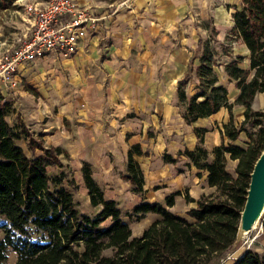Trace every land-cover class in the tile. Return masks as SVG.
Instances as JSON below:
<instances>
[{
    "label": "trees",
    "instance_id": "1",
    "mask_svg": "<svg viewBox=\"0 0 264 264\" xmlns=\"http://www.w3.org/2000/svg\"><path fill=\"white\" fill-rule=\"evenodd\" d=\"M232 15L230 35L248 49L247 66L241 64V53L222 63L228 79L238 88L234 99H229L227 87L214 71L223 43L217 42L213 27L210 37L199 38L196 45V92L187 95L182 80L176 88L181 115L188 124L221 107L228 111L222 129L228 142L222 140L214 146L211 160L201 144L204 126H194L198 143L182 150L186 163L204 169L206 182L215 190L197 198L188 196L195 204L185 215L169 208L179 191L166 194L163 203L142 198L128 215L136 221L148 212L157 216L138 234H132L118 202L105 196L86 161L81 175L89 203L96 210H78L74 200L78 183L62 159L64 148L46 144L41 133L30 131L21 120L11 123L7 116L13 110L12 99L0 91V215H4L0 220V264L9 249L16 253L13 264H212L233 246L250 171L264 148V111L252 107L256 94L264 91V0H241V7ZM190 69L191 65L187 71ZM235 104L243 107L237 124L232 111ZM242 131L251 137L255 131L257 136L245 146L234 143ZM143 153L139 142L131 143L121 173L140 195L144 175L134 155ZM162 156L166 162L176 160L169 153ZM228 158L236 159L234 173L226 168ZM261 224L264 230V215ZM231 264H264V253L247 248Z\"/></svg>",
    "mask_w": 264,
    "mask_h": 264
},
{
    "label": "crops",
    "instance_id": "2",
    "mask_svg": "<svg viewBox=\"0 0 264 264\" xmlns=\"http://www.w3.org/2000/svg\"><path fill=\"white\" fill-rule=\"evenodd\" d=\"M240 7L241 0H119L110 8L96 7L111 13L81 39L71 56L62 59L73 76L70 94L54 102L42 95L39 86L31 87V92L19 89L11 98L13 110L8 116L41 133L46 144L63 147V161L81 182L82 164L90 163L92 176L102 185L105 196L114 199L108 189L113 183H122L119 171H125L129 146L147 140L143 135L148 129L176 131L172 121L177 114L180 125L190 131L186 146L191 148L196 141L194 126H203L198 120H217L226 114L221 107L186 123L176 88L182 80L187 95L196 92L199 38L210 37L213 27L217 42L228 40L225 37L234 24L232 14ZM235 54L222 52L226 56L223 62ZM243 55L248 64L245 45ZM215 66L219 82L227 90L232 88L229 99L233 100L238 92L234 80L228 79L223 64L221 71ZM258 96L259 106H264V91ZM140 156L134 155L138 161Z\"/></svg>",
    "mask_w": 264,
    "mask_h": 264
},
{
    "label": "rangeland",
    "instance_id": "3",
    "mask_svg": "<svg viewBox=\"0 0 264 264\" xmlns=\"http://www.w3.org/2000/svg\"><path fill=\"white\" fill-rule=\"evenodd\" d=\"M30 1L33 0H0V2L5 5L0 7V54L6 48L17 44L27 32L30 23V17L26 10V4ZM79 1L94 7L110 8L119 0ZM226 38L228 40H226ZM225 40L226 41L223 43V46L220 45L218 48L219 60L215 66L217 71H221V64L223 63V60L226 59V56L222 55V52L241 54L244 52V45H242V43L235 37L228 35L225 37ZM68 56H71V54L62 56L48 53L46 56L37 58L34 61L23 62L19 76L20 80L17 85L7 89V94L12 98L15 97L16 92L19 93V89H27L31 92V87L37 88L39 86L43 96H46L50 99L52 98V101L54 102H60L64 100L66 96L70 94V87H72L70 85V78H73L66 65L62 62V59ZM241 64L243 66H247V60L244 58ZM231 91L232 88L230 87L228 90V96L230 98H232ZM74 92L76 93L77 90L75 89ZM259 97L260 96L257 98L254 97L252 107L255 109H262L264 111V106H259ZM223 110L226 112V114H223L222 117H218L217 120L205 118L198 120L197 122L201 123L207 128L202 134L203 141L201 143L207 150V160L212 159V150L215 145L219 144L222 140L226 143L228 142L227 137L225 135L222 136L223 123L228 119V111H226L225 108H223ZM232 111L234 122L237 124L243 117V107L241 105L235 104ZM173 118L174 119L172 122L175 125L174 127H176V131L162 133L161 128L159 129V127H152L151 129H148L147 133H144L143 135H146L145 137H147V140L142 141L141 143L139 142L142 148L147 147L143 148L146 153H143L140 156L141 161H139L144 175L143 194L140 195L133 191L132 183L121 175L123 171H119V176L122 179V183H113V187L108 189V192L112 193L114 199L118 202L123 214L122 217L129 223L132 234L140 233L147 223L150 220H153V216L157 215L155 213L148 212L140 220H133L128 215V211L132 209V204L135 203L136 199L146 198L148 201L157 200L163 203L164 196L166 194L179 191L180 193L175 195L174 204L169 208L175 212L185 215L186 210L191 205L195 204L194 201L187 200L188 196L197 198L201 193H210L215 190L214 186H210L206 182V172L204 169L197 168L191 162L188 164L186 163L188 158L183 154L182 150L187 147V143L190 144L188 140L190 131L184 124L180 125L177 114L174 115ZM8 120L12 123L14 122V117L8 116ZM254 132H252L251 137L242 131L238 138L233 142L245 146L248 141H251L252 138L257 136L256 132ZM127 137L128 134H126V138ZM195 138V142H198L199 138L197 134L195 135ZM19 142L28 152L23 140L20 139ZM146 143H148L147 146ZM165 153H169L172 157H175L176 160L174 162L164 161L162 155ZM235 164L236 159L228 158L226 162V168L234 173ZM68 167L69 166H67V168ZM54 170L55 168H50V171ZM72 174L73 177L75 176V181L79 183L78 187L74 190V200L77 203L78 210L83 212H94L96 208L89 203L87 190L84 186V183L80 181L79 175L74 173ZM133 193L138 196L134 195ZM2 215L3 214L0 215V220H4V215ZM107 221L108 220H106V222ZM2 234L3 232L0 228V237ZM247 248L264 253V230L261 224L256 227H252L246 234H244V236L242 235L236 237L233 246L222 256L216 259L212 264H231L233 260ZM15 257V251L9 249L7 251V258L2 264H13Z\"/></svg>",
    "mask_w": 264,
    "mask_h": 264
},
{
    "label": "built area",
    "instance_id": "4",
    "mask_svg": "<svg viewBox=\"0 0 264 264\" xmlns=\"http://www.w3.org/2000/svg\"><path fill=\"white\" fill-rule=\"evenodd\" d=\"M30 23L21 40L0 54V91L18 84L23 62L48 53H74L81 39L94 30L108 13L79 0H33L26 4Z\"/></svg>",
    "mask_w": 264,
    "mask_h": 264
},
{
    "label": "water",
    "instance_id": "5",
    "mask_svg": "<svg viewBox=\"0 0 264 264\" xmlns=\"http://www.w3.org/2000/svg\"><path fill=\"white\" fill-rule=\"evenodd\" d=\"M264 215V148L253 163L250 171L244 205L240 211L236 237L242 236L259 222ZM262 225V224H261Z\"/></svg>",
    "mask_w": 264,
    "mask_h": 264
},
{
    "label": "bare ground",
    "instance_id": "6",
    "mask_svg": "<svg viewBox=\"0 0 264 264\" xmlns=\"http://www.w3.org/2000/svg\"><path fill=\"white\" fill-rule=\"evenodd\" d=\"M259 224H260L259 222L254 223L253 227L258 226ZM246 233H247V232H246ZM246 233H244V234H246ZM244 234H243V236H244Z\"/></svg>",
    "mask_w": 264,
    "mask_h": 264
}]
</instances>
